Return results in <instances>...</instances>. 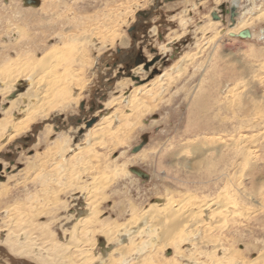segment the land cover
<instances>
[{
  "label": "rangeland",
  "instance_id": "obj_1",
  "mask_svg": "<svg viewBox=\"0 0 264 264\" xmlns=\"http://www.w3.org/2000/svg\"><path fill=\"white\" fill-rule=\"evenodd\" d=\"M231 1L0 0V66L19 68L28 57L61 52L52 79L65 70L66 78L75 71L83 81L80 90H64V108H51V99L33 104L44 115L25 132L0 137V264H55L46 252L52 243L68 254L58 264L80 263L74 246L90 256L89 264H250L264 257V20L257 19L264 17V0H239L234 26L249 24L246 39L227 35L231 22L220 6L227 10ZM33 10L42 11L43 25L61 27L38 49ZM178 66L184 71L173 73ZM28 85L20 78L0 94V118L7 97ZM143 86L157 93L161 86V95L152 110L134 116L124 100ZM22 107L9 119L22 118ZM214 198L229 209L217 210L213 227L185 234L178 246L151 245L145 233L135 238L140 244L131 243L138 247L127 236L114 239L152 204L169 200L186 212ZM91 202L95 226L71 236ZM205 213L200 220L208 221ZM124 245L123 257L109 255Z\"/></svg>",
  "mask_w": 264,
  "mask_h": 264
},
{
  "label": "bare ground",
  "instance_id": "obj_2",
  "mask_svg": "<svg viewBox=\"0 0 264 264\" xmlns=\"http://www.w3.org/2000/svg\"><path fill=\"white\" fill-rule=\"evenodd\" d=\"M238 4H239V0H232L230 5L227 8L229 10L231 5H235L236 9H237L238 8ZM31 12H32L31 15L34 18V21H32L31 24L33 25L34 29H36L34 31V34L31 37H35L34 40H33V42H34L33 46L38 49V48L41 47V43H42V40H43L44 37H47L49 35L55 34L56 31L61 29V27L60 26H57V27L50 26V24L49 25H47V24L43 25L44 19H43L42 15H41L42 11H41V13L40 12H35L34 10L31 11ZM212 13H214V12H212ZM9 14L13 15V14H16V13L12 12L11 9H10L9 10ZM221 14L225 15L227 13L222 11ZM39 19H41L40 22H39ZM257 19H258V21H262V20H264V17H259ZM6 21H7V23H5V25H11V21L10 20H6ZM214 21H216V20H214ZM207 22H208V25L210 27H213V25H215L213 23H210L208 20H207ZM211 24H213V25H211ZM208 25L201 27L200 28L201 32H206L209 29ZM247 25H249V24L248 23H244V22L241 24V26H237V25L234 26V24L230 23L229 29L230 28L231 29L228 31L227 35H229V36L231 35V36H234L236 38H240L238 36V34L241 31H243V29L245 30ZM27 28H28V30L32 31V28L29 25L27 26ZM249 34H250V36H249V38H250L251 37V33L249 32ZM252 36H253V33H252ZM242 39H246V38H242ZM30 58L31 57H28V60H26L24 64L21 63L22 65L19 68H17L15 65L7 64V61L4 64H2V66H0V68L3 69V71L0 72V94L1 95L11 92L13 90V88H14V84H15V81L17 79L23 78L24 81H26V82L29 81V85L27 86L26 91L21 93V94H17L16 97L13 100L11 99L9 101V107L7 108V110H5L4 117L0 118V137L5 132L9 133V139L14 137V136H16V135H19V134L25 132L27 130V128L29 127V125L36 118H38L39 116L42 117L44 114L42 115L41 112H39L37 109H35L33 104H36L38 102L51 99L52 100L51 106L53 105V107H51V108H59V109L60 108H64L65 105H66L65 103L68 101L65 98L64 99L60 98L63 95L64 90L66 88H69L70 85L78 86L79 90L83 86V81L80 78V74L79 73H75V71H73L72 74H70L71 78H69V79L66 78L67 74H66L65 70L64 71L62 70V71L66 74L65 75L66 77L64 76V73L62 72L63 75L60 74V76H57L56 79H52V76L54 74H56V71L59 70L57 68L61 67L60 66L61 63H62L61 52H55V53L47 52L43 56V58H38L37 61H33V62H30ZM0 59L2 60L4 58L0 55ZM183 62H184V60L182 61V63ZM2 63H3V60H2ZM32 64H33V66H32ZM10 66L12 68H10ZM171 71L173 73L180 74V73H182L184 71V68L182 66L173 67L171 69ZM69 72H71V71L69 70ZM168 74H165L163 77L168 76ZM63 76L66 79L69 80L68 84L65 83V80L63 79ZM68 77H69V75H68ZM157 80H159V79H157ZM153 84H149V86H152ZM124 85L125 84H123V86ZM149 86H147V87H149ZM158 88L160 89L158 93L153 91L152 90L153 88L151 90L149 88L145 90L144 86L136 88V89H134V91H131L133 93L132 94L133 97L128 96L127 98H125L126 100H124V101H126L125 103L130 107V112H132L134 114V116L135 115L136 116L137 115L141 116L143 111L152 110V108L150 106L151 103H153V102L155 103V101L158 100L159 96L161 95V89L162 88H161V86H159ZM139 95H144V97L141 98V96L139 97ZM145 95L149 99H146ZM23 96L25 97V99L22 98ZM31 100L33 102H31ZM112 103H113V101H112ZM22 104L24 105L23 106L24 109H23L22 118H19L18 120H15V121L10 120L9 116L12 114L13 110L14 109L15 110L16 109L19 110V108L22 107ZM113 118L116 119L117 121H120V119L117 117V115H113ZM105 122L109 123V121H107L106 119L105 120L103 119L100 122V124L105 125L104 124ZM100 124H98V125H100ZM86 135H88V137H89V134H86ZM230 142L231 141H229V143ZM232 143H233V141H232ZM225 144H228V143H225ZM225 146H227V145H223V148ZM195 153L202 154V150L198 149V150H196ZM94 157H96L98 159V156H96V153H95ZM82 171H84V170H82ZM223 175H225V174H223ZM219 198H221V197H219ZM223 201H225V200H223ZM223 201L222 200H215V198H214V200H212V201L210 200V202H204L202 204V206H199V207L196 206V207H193L192 209L188 208L186 212H184L183 208H181V207H177V208L172 207V203H171L172 201L170 202L169 200L166 203L152 204L149 208L144 210L142 215L140 214L141 217L137 218V220L134 222V226H132V225L124 226V229L121 231V233L120 232L117 233L114 239L118 240V239H120V238H122L124 236H127V238H129V240L127 242L128 243L130 242L129 244H131L132 242L136 241L135 238H137V237L141 238L140 236H142L145 233L148 237H150V234L152 235L151 239L149 240V242L151 241L150 242L151 245L159 244L157 241L161 242L162 245L164 244L165 246L171 245L172 243L175 244V242H177V241L181 242L179 240H182V238H184L185 234L188 236L187 233L190 234V232L192 233L195 230L198 231V229H197L198 227H203V228L205 226L206 227H213L212 225L215 223V221L213 220V218L215 216V212L217 210H219L220 208L223 209V211H224V210H228L229 207H230V206H228L227 203H225ZM86 208H88V210L86 209L87 211H84L85 214H83V216H81L73 224L72 230L70 231V235L71 236H72V233H74V232H76V231H78L80 229L82 230V228H86L87 226H95L94 225L95 224V218H96V215L98 214V211L95 210L96 208L93 205V202L88 203ZM184 209H185V207H184ZM203 211L207 212V213H205V216H207V220L208 221L200 220V216H201ZM138 221L140 223L137 224ZM91 230H92V228H91ZM36 231H38V233L40 235L43 234L41 227L37 228ZM176 236H177V238H176ZM72 239H70V240H72ZM114 239H110L109 238L107 240L108 241H112V240L114 241ZM199 240H201V239L199 238ZM4 241H6V243L8 242V247H9V250L11 252H16L18 247L14 246V244L11 243L12 239H10L8 236H6L4 238ZM185 241H186V239L183 240V242H185ZM87 242L89 243L88 245L90 247L93 245L92 241L91 242L86 241V244H87ZM189 242L191 243V241H189ZM83 243H85V242H83ZM135 243H137V241ZM138 243L140 244V242H138ZM145 243H147V242H145ZM129 244H128V247H129ZM177 244H179V243H177ZM177 244H175V245H177ZM180 244H182V243H180ZM56 245L53 244V243L50 244L49 247L47 245L48 248H46V252H48L47 256L49 257V260H51L55 264H58L56 259L60 258L59 255H61V253H64V255H61V256H64V257H66L68 259V254L66 255L67 252H65L64 247L63 248L60 247V250H59ZM125 245L122 246L121 249H118V248L117 249L116 248L112 249V251L110 252L109 255H111L112 253H117L118 255L123 257V255H125L123 251L128 249V248H125ZM131 245L133 246V244H131ZM136 247H138V246L136 245ZM21 248L25 249V247H21ZM214 248H215V246H214ZM74 249L79 253L78 254V257H79L78 260L80 262L79 264H89L92 261L89 255H87V256L83 255V250H80L79 248H77V246H74ZM142 249L140 248L141 251H144V249L143 250ZM162 249H163V247H162ZM219 249H221V248L219 247ZM135 250H133V251H135ZM140 250L137 248V252L139 251L138 253H141ZM222 250H223V248H222ZM227 250L228 249L226 248V252H227ZM130 252H132V251H130ZM137 252H136V254H137ZM86 253H88V252L86 251ZM125 253H126V251H125ZM148 253H151V252L149 251ZM225 255H227V254H225ZM133 256H135V254ZM69 257H72V256H69ZM262 258H264L263 255H260L259 257H257L254 260V262H252L250 264H254V263L258 264V263H260ZM233 262H236V259H234ZM233 262H230L229 264H235ZM124 263H126V260H124Z\"/></svg>",
  "mask_w": 264,
  "mask_h": 264
},
{
  "label": "water",
  "instance_id": "obj_3",
  "mask_svg": "<svg viewBox=\"0 0 264 264\" xmlns=\"http://www.w3.org/2000/svg\"><path fill=\"white\" fill-rule=\"evenodd\" d=\"M220 10L224 11L225 13H227V14L229 15V20H230L231 24H234V22H235V17L237 16V13H236V6H235V5H231L230 8H229V10H228V9L226 10V9L224 8V6H220ZM211 17H212L213 20H218V16L216 15V13H211ZM230 36H231V35H230ZM238 36H239L240 38H249L250 34H249L248 30H243V31H241V32L238 34ZM231 37H234V36H231ZM17 89H18V91H21V90H22V88H20V87L17 88ZM16 93H17V92L12 93L11 95H9V96L7 97V99H8V100L13 99V98L15 97ZM93 122H94V121H93ZM93 122L87 124V127L89 128V127L93 124ZM141 147H142V145H140V146H138V147H135V148L132 150V153H136V152H138V151L141 149ZM131 172L134 173L136 176L140 177V178L143 179V180H147V179H148V175H146L145 173H142V172L137 171V170H134V169H132Z\"/></svg>",
  "mask_w": 264,
  "mask_h": 264
}]
</instances>
